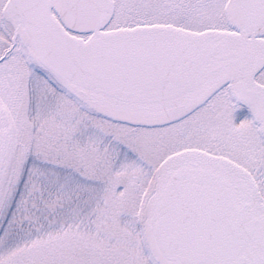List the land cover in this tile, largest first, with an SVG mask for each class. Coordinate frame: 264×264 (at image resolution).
<instances>
[{
  "label": "snow or ice",
  "instance_id": "6c2138e0",
  "mask_svg": "<svg viewBox=\"0 0 264 264\" xmlns=\"http://www.w3.org/2000/svg\"><path fill=\"white\" fill-rule=\"evenodd\" d=\"M0 264H264V0H0Z\"/></svg>",
  "mask_w": 264,
  "mask_h": 264
}]
</instances>
